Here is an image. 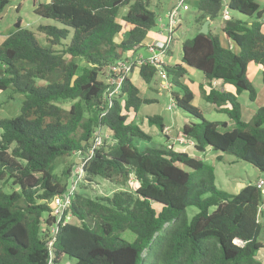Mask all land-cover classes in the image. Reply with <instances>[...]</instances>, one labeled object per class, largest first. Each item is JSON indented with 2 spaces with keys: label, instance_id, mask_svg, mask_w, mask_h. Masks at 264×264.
<instances>
[{
  "label": "trees",
  "instance_id": "obj_1",
  "mask_svg": "<svg viewBox=\"0 0 264 264\" xmlns=\"http://www.w3.org/2000/svg\"><path fill=\"white\" fill-rule=\"evenodd\" d=\"M9 3L0 0V17ZM150 6V0L40 2L34 11L61 25L38 26L46 43L22 27L21 19L0 43V91L24 94L20 113L0 119V181L18 187L0 190V264H264L259 257L263 188L254 182L231 194L216 186L215 167L206 160L168 144L138 147L139 140L152 137L129 113L154 100L142 98L130 78L101 116L103 70L148 38L158 18ZM123 7L127 11L120 14ZM225 9L243 16L231 15L223 25L225 38L239 51L224 46L212 29L197 32L183 41L181 62L168 63L165 70L179 89L171 92L175 105L199 119L182 127L195 149L230 153L264 172V105L249 123L238 99L244 91L252 101L257 96L248 66L264 63V3L197 0L198 28ZM189 68L203 73L209 85L200 84L204 98L225 112L233 127L206 119L193 104L195 93L182 81ZM156 71L143 65L139 73L150 82ZM148 119L164 131L160 116ZM98 129L111 138L90 154ZM74 154L88 158L81 191L72 199L70 220L53 233L51 202L69 188L66 180L77 164L66 158ZM97 178L121 188L105 196L85 193ZM132 179L136 188L124 189ZM189 207L197 209L192 216ZM127 230L135 235L132 241L122 237Z\"/></svg>",
  "mask_w": 264,
  "mask_h": 264
},
{
  "label": "rangeland",
  "instance_id": "obj_2",
  "mask_svg": "<svg viewBox=\"0 0 264 264\" xmlns=\"http://www.w3.org/2000/svg\"><path fill=\"white\" fill-rule=\"evenodd\" d=\"M177 1L178 0H150V8L156 12L158 17L161 16L163 18L164 23H167L166 13L171 5L173 6L176 4ZM224 1L225 3L228 2V0ZM187 3L189 4V9L182 10L181 12V24L174 32V42L171 47L172 52L170 56L165 57L166 62L174 64L181 62L183 41L187 38L193 37L201 29L198 28L199 25L196 23V18L198 15L197 0H187ZM34 5V0H10L9 5L6 7L0 17V43L14 31L15 23L18 19H21L22 27L36 32V36L42 44L46 43V37L43 33L37 31L39 25H55L61 27L60 23L56 20L42 17L41 15L37 14L34 11ZM126 11L127 7H123L120 10V14H125ZM230 12L231 11L229 10V13ZM233 14L241 16L237 12L230 13V15ZM223 22L224 16L220 15L213 20L211 25L212 28L220 32V35L223 34ZM159 24L160 23L157 20L156 26L150 31L149 37L155 36L156 31L159 29ZM222 44L226 47L230 45L223 36ZM232 44L235 47L234 43ZM140 53L146 54L147 52L146 50L144 51L142 49ZM80 63L84 64V61L80 60ZM188 70V73L184 76L182 81L188 84L195 93L193 104L202 111L206 119L212 121L225 120L228 121L229 125H231L233 121L229 119L228 115L225 112L219 111L214 104L208 103L204 98L203 91L200 89V84H204L205 87L209 85L206 83L207 81L203 76V73L200 70H196L194 68H189ZM105 72L106 68L102 73L103 79H105L106 76L104 75ZM249 74V79L254 84V86L256 88L261 87L263 84V71L261 69H257L256 67H252ZM131 81L139 88L140 96L142 98L154 100L150 104L142 105L138 112L129 113V119L140 125L152 137L151 141L139 140L137 143L138 147L145 148L146 146H161L168 144L173 145L176 148L185 149V151L190 155L196 158L204 159L208 163L214 165L216 173V186L219 189L225 190L231 194L239 193L244 186L248 185L249 183H254L259 178L264 179V172H261L256 166L249 162L238 160L233 154L223 153L222 158L220 159L218 158V151H215L211 147H209L211 148L210 151L207 149V151L204 152H200L195 149L192 144L194 139L185 137L182 134V127L185 123L190 121L199 122V119L187 115L175 104H173L172 109H168V106L171 103H174L175 100L173 96H171V90L161 88V78L159 73H157L150 82H146L141 77L139 69H136L131 74ZM172 90L174 92H179V89L175 86H173ZM23 99V93L13 92L12 89L0 91V119L11 118L18 115L20 113ZM239 101L242 104V107H245V109L258 108V103L250 100L248 91H244L239 95ZM65 105L69 107V103ZM248 115L247 113L244 114L245 120H248L247 122L251 123L253 116L248 117ZM149 116H160L165 125L168 126L169 135L166 131L161 132L156 123H150L148 119ZM103 132L106 134V131ZM107 134H110V132L107 131ZM110 138H108V140ZM181 138L185 139L184 143L180 142ZM80 158L81 157L74 154L73 156L66 158V160L67 163L73 165V163L80 164ZM63 167L64 164L62 162L59 164L56 172L59 173ZM185 168L189 170L188 167ZM66 184H69L68 187L71 186V178L66 180ZM137 185L138 183L132 179L128 185L124 186L123 188L134 190ZM87 186L88 188H86L84 192L92 196H105L106 194L111 195L115 190L121 188L114 183L102 178H97L96 181ZM16 189H18V187L13 186L11 181H0V190L12 192ZM77 189L81 191V184L78 183ZM196 211L197 209L195 207L188 208L190 216H192ZM45 216H47V214H45ZM261 220L263 224V232L260 240L264 243V218H261ZM122 237L132 241L135 238V235L133 232L127 230L122 233ZM259 253V257L264 262V248L260 250Z\"/></svg>",
  "mask_w": 264,
  "mask_h": 264
},
{
  "label": "built area",
  "instance_id": "obj_3",
  "mask_svg": "<svg viewBox=\"0 0 264 264\" xmlns=\"http://www.w3.org/2000/svg\"><path fill=\"white\" fill-rule=\"evenodd\" d=\"M189 4L187 0H178L166 13L167 23L163 22L161 16L158 17L160 23L159 29L157 30L156 38H153L148 44L145 45L146 54H142L139 51H128L120 60L109 65L105 72L106 90L104 93V103L102 107L101 116H104L109 109L114 105V100L119 98L122 92L124 82L127 78H130L131 74L141 68L143 65H150L156 68V72L159 73L161 78V88L171 90L173 84L165 70L166 62L165 57L169 56V50L174 42V32L176 28L181 24L182 10H188ZM224 19L230 18L228 9L223 12ZM172 96V93H171ZM173 100V98H172ZM174 103L168 106V109H172ZM164 131L168 133V127L164 128ZM95 137L92 146L89 148L90 154L95 148L101 146L104 142V138H110V134L101 132L99 129L95 132ZM180 142L184 143L185 139L181 138ZM190 143V142H189ZM80 164L75 167L73 176L71 177V186L62 194L57 195L51 202L52 204V215L55 220V227L52 228V232L55 233L57 226L61 223L65 225L70 220L69 208L72 204V199L77 191L78 183L83 178V166L88 158H80ZM79 165V166H78ZM256 185L263 188L264 192V180L260 179L256 182ZM53 241L49 242V247L52 246Z\"/></svg>",
  "mask_w": 264,
  "mask_h": 264
},
{
  "label": "crops",
  "instance_id": "obj_4",
  "mask_svg": "<svg viewBox=\"0 0 264 264\" xmlns=\"http://www.w3.org/2000/svg\"><path fill=\"white\" fill-rule=\"evenodd\" d=\"M51 0H34V8H35V6L38 4V3H40V2H50ZM261 3L263 4L264 3V1L263 0H261ZM171 7H172V5H171ZM170 7V8H171ZM169 8V9H170ZM233 15H235V14H233ZM231 16V15H230ZM240 17H243L242 15L240 16ZM212 22H213V20H210V24H209V29H212L214 32H217V33H219L220 34V32L218 31V30H216V29H214V28H212L211 27V25H212ZM225 22V21H224ZM224 22H223V25H224ZM251 23V22H250ZM262 23H263V25H262V31H263V33H264V15H263V17H262ZM222 30H223V26H222ZM157 32V31H156ZM150 34V33H149ZM224 38H225V33H224V31H223V34H221ZM220 35V36H221ZM156 36H157V34L155 33V36L154 37H149L148 36V38L142 43V45H141V47L140 48H138V49H136V50H134V51H141L142 49L145 51V45L146 44H148L150 41H152L153 40V38H156ZM222 36H221V41H222ZM226 39V38H225ZM226 41L228 42V44H230L228 47L229 48H231L232 50H234V51H236V52H238L239 51V47H238V45L234 42V41H232V40H228V39H226ZM232 43H234V45H235V47L233 46V44ZM171 54H170V52H169V56H170ZM170 63V62H169ZM178 63V62H177ZM171 64H174V63H171ZM252 67H256L257 69H261L262 71H263V73H264V63L263 64H257V63H254V62H251L250 64H249V66H248V78H249V73H250V69L252 68ZM189 71V70H188ZM263 76H264V74H263ZM130 79H131V76H130ZM213 85L214 86H216V87H218L219 85H220V83L217 81V82H213ZM226 86V89L227 90H229V91H231V92H233V93H235V88L232 86V85H229V84H225ZM254 85V84H253ZM207 88H209L208 86H207ZM256 88V87H255ZM256 90H257V96H256V98H255V100H253V102H255V103H258V108L260 107V106H262L263 104H264V77H263V84H262V86L261 87H259V88H256ZM240 95V94H239ZM239 95H238V99H239ZM252 101V100H251ZM242 105V104H241ZM257 109H251V108H247V109H245V107H242V116H243V119L245 120V117H244V114H246L247 113V115L248 114H250V115H248V117H252L254 114H255V111H256ZM250 112V113H249ZM219 121V120H218ZM221 121H225V120H221ZM246 122L248 121V120H245ZM164 123V122H163ZM227 123H228V121H227ZM165 124V123H164ZM228 125H229V123H228ZM230 127H233L234 126V123L232 122L231 123V125H229ZM165 127H168L167 125H165ZM168 135H169V133H168ZM170 138H171V134H170ZM192 144H193V146L195 145V141H193L192 142ZM175 149H177V150H181V151H185V149H183V148H176V147H174ZM209 151L211 150V148H207ZM207 151V150H206ZM186 152V151H185ZM216 154V153H215ZM220 154H222V152H219L218 151V155H220ZM260 179H262V178H259L258 180H260ZM258 180H256L255 181V183L258 181ZM264 180V179H263Z\"/></svg>",
  "mask_w": 264,
  "mask_h": 264
},
{
  "label": "water",
  "instance_id": "obj_5",
  "mask_svg": "<svg viewBox=\"0 0 264 264\" xmlns=\"http://www.w3.org/2000/svg\"><path fill=\"white\" fill-rule=\"evenodd\" d=\"M210 19H207L201 26L200 33L207 34L209 32Z\"/></svg>",
  "mask_w": 264,
  "mask_h": 264
}]
</instances>
